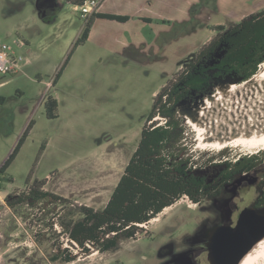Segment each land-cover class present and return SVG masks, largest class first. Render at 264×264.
I'll return each instance as SVG.
<instances>
[{"label":"rangeland","instance_id":"374dc122","mask_svg":"<svg viewBox=\"0 0 264 264\" xmlns=\"http://www.w3.org/2000/svg\"><path fill=\"white\" fill-rule=\"evenodd\" d=\"M37 1L0 0V42L24 58L20 72L0 74V168L32 123L5 174L11 182L0 190V264H163L188 247L189 237L213 230L219 216L212 201L198 207L184 197L147 224L137 240L123 239L115 249L79 255L72 263L51 261L53 242L69 247L60 236L59 215L76 220L79 205L106 206L139 145L157 93L217 35L215 26L237 25L264 10V0H99V12L130 20H95L88 40L77 47L91 17L59 0L58 10L43 20ZM263 72L264 64L258 74ZM49 97L59 103L55 119L46 112ZM256 98L262 107L264 89ZM187 124L195 160L204 163L222 151L203 148L198 129ZM225 149L224 158L252 155L241 146ZM215 169L197 173L212 178ZM252 175L258 181L233 203L239 209L232 225L256 201L261 174ZM30 176L32 182L48 179L46 190L69 202L10 208L11 196L25 192ZM168 248L173 254L166 255Z\"/></svg>","mask_w":264,"mask_h":264},{"label":"trees","instance_id":"16d2710c","mask_svg":"<svg viewBox=\"0 0 264 264\" xmlns=\"http://www.w3.org/2000/svg\"><path fill=\"white\" fill-rule=\"evenodd\" d=\"M63 1L77 6L82 0ZM97 19L126 23L130 17L96 12L88 20L76 47L88 40ZM213 31L217 35L204 44L155 96L141 131L139 145L106 206L98 210L79 205L81 218L76 220H65L59 215L60 236L66 238L69 247L63 246L60 241L53 242L52 262L72 263L79 255L115 249L123 239L137 240V236L145 232V224L184 197L193 203L217 197L224 185L254 171L261 174L255 205L264 209V153L242 155L233 160L224 158L229 155L228 150L224 149L208 161L199 163L187 143L188 124L186 118L180 116V106L194 104L214 94L226 78L244 83L257 75L264 64V10L247 16L231 28L218 25ZM60 77L59 73L57 79ZM58 106L56 98H48L45 103L48 118L58 117ZM31 129L32 123L13 154L0 168V190L5 182H11L5 174ZM220 157L224 159L218 161ZM207 166L216 168L212 178L197 173L198 168L201 170ZM47 183L48 179L32 182L30 176L25 192L18 197L11 196L8 206L15 208L28 203L38 207L44 202L48 205L69 202L67 198L46 190Z\"/></svg>","mask_w":264,"mask_h":264},{"label":"bare ground","instance_id":"6f19581e","mask_svg":"<svg viewBox=\"0 0 264 264\" xmlns=\"http://www.w3.org/2000/svg\"><path fill=\"white\" fill-rule=\"evenodd\" d=\"M263 89L264 72L244 83L220 84L217 94L181 115L198 129L203 148L223 150L234 145L255 154L264 150V105L256 103ZM240 264H264V239Z\"/></svg>","mask_w":264,"mask_h":264},{"label":"water","instance_id":"95a60500","mask_svg":"<svg viewBox=\"0 0 264 264\" xmlns=\"http://www.w3.org/2000/svg\"><path fill=\"white\" fill-rule=\"evenodd\" d=\"M37 9L41 18L47 17L48 13L44 9V0L37 1ZM227 82L232 83L234 81L226 78L221 81V85ZM202 102L203 100H200L190 105L191 107L179 108L180 116H182V111H189ZM257 181L258 177L252 174L242 175L231 184L233 188L231 191L235 193L244 182L254 185ZM226 214H228V218H224V221L229 222L232 212L229 210L226 211ZM245 222L246 226L238 230L237 226ZM210 234V242L208 244V260L210 264H240L254 246L264 239V209L246 207L241 211L235 226L223 223L211 230ZM184 255L180 254L179 257Z\"/></svg>","mask_w":264,"mask_h":264},{"label":"flooded vegetation","instance_id":"af4514ba","mask_svg":"<svg viewBox=\"0 0 264 264\" xmlns=\"http://www.w3.org/2000/svg\"><path fill=\"white\" fill-rule=\"evenodd\" d=\"M57 1L58 0H44V9L46 10V12L49 15L54 10V6L57 4ZM232 183L224 185L223 191L217 197L207 198V199L201 201L200 203H195L196 206H198V207H202L201 205L205 201L210 200L214 203V206H215V208L218 212V216H219V220L216 223V226L214 228L222 225L223 223H227V224L233 223V216L236 214V212L239 209V206L237 204H233V203L238 200V198L243 194L245 189H247L249 186H252L248 182H244L238 188V190L235 193H233L231 191L233 189L231 186ZM249 188H252V187H249ZM258 195H259V193H258ZM215 201H217V203H215ZM226 203H227V205H226ZM252 207H256L255 203L253 204ZM229 210L232 212L231 219L229 222H225L224 218H228V214H226V211H229ZM241 211H240V213H241ZM240 213H239V215H240ZM239 215H238V218H239ZM236 223H237V221H236ZM236 223L234 225H232V224H230V225L235 226ZM210 235L211 234L207 232V233H198L193 237H189L187 239V246L188 247L184 250L178 251L177 253H175V255L173 254L172 250L170 248H168L166 250L167 251L166 255H169V254H173V255L171 256L170 260L164 261L163 264H202V259L206 260V264H210V262L208 260V255H209L208 244L210 242ZM180 254H185V255L182 257H179Z\"/></svg>","mask_w":264,"mask_h":264},{"label":"built area","instance_id":"2783aa9c","mask_svg":"<svg viewBox=\"0 0 264 264\" xmlns=\"http://www.w3.org/2000/svg\"><path fill=\"white\" fill-rule=\"evenodd\" d=\"M100 5L99 0H82L75 8L78 12H81L83 18H90L98 11ZM21 44L23 45V43ZM23 64L24 58L17 55L11 45L0 42V74L15 75L21 71ZM144 227H146V224Z\"/></svg>","mask_w":264,"mask_h":264},{"label":"crops","instance_id":"0c3cea01","mask_svg":"<svg viewBox=\"0 0 264 264\" xmlns=\"http://www.w3.org/2000/svg\"><path fill=\"white\" fill-rule=\"evenodd\" d=\"M75 7H76V5H74ZM58 8H59V0L57 1V4L54 6V10L52 11V13L53 12H56L57 10H58ZM97 12H99V11H97ZM49 15V14H48ZM47 15V16H48ZM51 15V14H50ZM41 19H43V18H41ZM43 20H45V18L43 19ZM30 50H28V52H29ZM30 61L28 60L26 63H29ZM27 65V64H26ZM1 85V84H0ZM1 197V196H0ZM3 256L1 255L0 256V259L2 258Z\"/></svg>","mask_w":264,"mask_h":264},{"label":"snow or ice","instance_id":"6c2138e0","mask_svg":"<svg viewBox=\"0 0 264 264\" xmlns=\"http://www.w3.org/2000/svg\"><path fill=\"white\" fill-rule=\"evenodd\" d=\"M245 226H246V222H245L244 224L240 223V224L237 226V228H238V230H239V229H243Z\"/></svg>","mask_w":264,"mask_h":264}]
</instances>
